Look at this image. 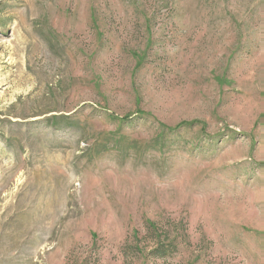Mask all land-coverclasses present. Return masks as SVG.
Segmentation results:
<instances>
[{"label": "rangeland", "instance_id": "obj_1", "mask_svg": "<svg viewBox=\"0 0 264 264\" xmlns=\"http://www.w3.org/2000/svg\"><path fill=\"white\" fill-rule=\"evenodd\" d=\"M0 264H264V0H0Z\"/></svg>", "mask_w": 264, "mask_h": 264}, {"label": "trees", "instance_id": "obj_2", "mask_svg": "<svg viewBox=\"0 0 264 264\" xmlns=\"http://www.w3.org/2000/svg\"><path fill=\"white\" fill-rule=\"evenodd\" d=\"M123 117H127V115L123 116ZM182 125H188L186 124V122L184 123H180L175 127H179ZM168 126H165L164 128H167ZM168 129V128H167ZM170 131H172L171 129H169ZM170 251V245L169 244H164L160 241L156 242L153 246V248L151 249V255L155 258H162L164 256H166Z\"/></svg>", "mask_w": 264, "mask_h": 264}]
</instances>
